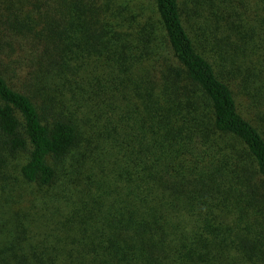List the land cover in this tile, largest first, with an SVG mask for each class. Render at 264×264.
<instances>
[{"label": "trees", "instance_id": "16d2710c", "mask_svg": "<svg viewBox=\"0 0 264 264\" xmlns=\"http://www.w3.org/2000/svg\"><path fill=\"white\" fill-rule=\"evenodd\" d=\"M141 8L0 0V264H264V0Z\"/></svg>", "mask_w": 264, "mask_h": 264}, {"label": "rangeland", "instance_id": "374dc122", "mask_svg": "<svg viewBox=\"0 0 264 264\" xmlns=\"http://www.w3.org/2000/svg\"><path fill=\"white\" fill-rule=\"evenodd\" d=\"M122 6L128 7L130 11L135 12L136 6L140 7L142 5V10L144 11V16L148 13L154 18V16L151 13L152 10V4L153 0H117ZM22 159V158H17ZM16 162V161H15ZM19 162V160H17ZM13 167H16V164L13 165ZM61 168L64 167V163L61 162V165L59 166ZM16 169V168H15ZM10 174L12 176L11 179V189L14 191V197L13 199L17 201V197L22 196L24 197V201L19 206H39L41 202L47 198V192L50 194L51 192L48 189L41 188L36 185H27L20 179L18 173L16 170H10ZM0 195V200H1ZM21 202V199L19 203ZM18 203V204H19ZM33 204V205H32Z\"/></svg>", "mask_w": 264, "mask_h": 264}]
</instances>
